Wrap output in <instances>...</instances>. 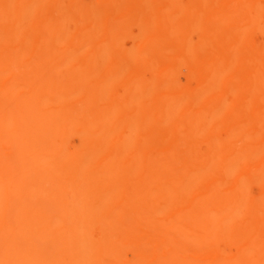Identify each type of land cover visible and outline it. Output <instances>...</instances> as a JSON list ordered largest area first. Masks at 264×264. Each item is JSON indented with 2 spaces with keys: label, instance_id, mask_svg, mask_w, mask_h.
Here are the masks:
<instances>
[{
  "label": "bare ground",
  "instance_id": "1",
  "mask_svg": "<svg viewBox=\"0 0 264 264\" xmlns=\"http://www.w3.org/2000/svg\"><path fill=\"white\" fill-rule=\"evenodd\" d=\"M167 1L68 0L66 4L63 0H12L14 11L20 5L23 7L19 11L20 22L29 27L32 22V38L29 45L25 44L27 48L22 47L20 51L18 46V55L12 54V57L17 55L16 60L21 59L18 60L20 64L23 58L31 56L29 65H22L27 69L23 70L16 61L21 68L19 71L26 72L15 74L13 68L6 70L13 83L8 94L16 91L17 95L16 102L12 103L15 99L12 94V100L7 102L9 109L16 105L14 112L13 108L8 111L13 115L17 113L9 131L16 151L14 166L16 172L18 170L14 185L18 205L14 206L11 221L8 219L10 229L6 233L9 239L10 233L16 232L33 236H29L28 241L21 238L20 243L15 241L14 247H8V264H264V217L237 224L193 220L207 208L204 202H229L222 207L234 211L243 208L252 215L264 207V113L260 117L256 115L264 111V92L256 89L264 90L261 84L264 81L257 77L256 82L253 77L258 68L253 65L264 58H256L258 63L255 64L253 59L260 52L255 56L249 46L255 43L249 42L244 44H248L247 50H252L251 53L244 56V48L236 55L229 54L232 59L233 56L244 58L237 61L235 57L225 68L221 63L220 67L217 65L216 57L209 62L206 59L207 63L205 59L204 62L200 60L201 66L192 61L188 63V58L185 61L182 55L174 62L168 58L171 64L166 63L168 60L157 63L159 54L155 46L168 40V34L173 40L178 34L177 30H170L177 31L170 34L169 29L161 26L163 23L171 26L177 13L169 18L173 21H166L168 24L157 18L167 13L166 10L172 11L165 5H171L172 0ZM188 1L193 9L187 5L186 14L196 10L197 13L193 11L191 15H203L195 16L194 22L199 29L194 24V32H201L206 23L220 28L234 17L241 18L238 12L242 9L247 12L243 18L249 25L260 26L264 22V8L263 11L255 8L260 7V4L255 5L260 0ZM178 2L180 7L185 6ZM176 4L175 8L179 7ZM63 5L68 7L70 14L57 17L54 10ZM183 8L175 10L184 12ZM181 15L178 13L175 17L177 24L188 23L191 17ZM156 19L161 21L156 23ZM20 22L15 25L23 36L24 26ZM154 23L159 25L155 34L156 28L151 27ZM233 23L234 29L239 24L237 30L243 32H250L252 27L245 23L242 29L241 22L235 21L228 24L230 30ZM261 26L256 28V31L261 28V32L254 30L250 39L264 37ZM149 27L154 32L151 33ZM210 31L213 32L211 28ZM229 32L225 31L226 34L236 31ZM236 33L233 37L229 35L230 40L239 34ZM226 34L222 39L228 37ZM218 35L216 38L221 40ZM181 36L180 32L178 37ZM125 37L140 46H132L131 52L120 51L118 45L123 47L119 43L125 42ZM183 37L182 54H189L187 57L198 61L203 50L201 46L207 43L201 45L199 41L194 47L192 41L187 45L188 39ZM176 41L179 42L177 37ZM263 42L256 44V49H262V53ZM220 44L217 42V47ZM175 49L171 50L176 53L178 49ZM20 54L26 58H19ZM245 60L249 64L253 60L254 64L246 67ZM183 65L187 73H191L189 79L183 80L189 75L184 74ZM61 69L68 76L65 85L59 81ZM216 70L221 72L215 73ZM240 75L242 82L236 81H240L238 97L242 99L238 98V103L233 105V94H228L230 98L225 93L229 87L223 86L224 91L218 90L220 92L211 97L216 86L227 82L223 83L224 78ZM173 82L176 88H180V82L181 87L182 82L185 84L180 91L174 88L176 94L183 95L175 96L177 102L169 88L170 85L175 87ZM251 93L258 97L252 99ZM184 94L197 95L199 103L193 105L188 101L191 96ZM203 95L211 98L205 97L204 101ZM227 96L232 99L228 100L233 106L228 104ZM184 103L193 106L189 109L185 106L187 110L179 113L183 107L179 105ZM227 106L231 110L228 113ZM224 114L226 117H221ZM13 115L9 114L11 120ZM237 141H241L238 142L241 148L239 145L236 148ZM200 142L208 146L206 154L199 153L197 145ZM148 209H155L165 217L140 225L139 250H136L135 213ZM9 239L8 246L12 244V238Z\"/></svg>",
  "mask_w": 264,
  "mask_h": 264
},
{
  "label": "rangeland",
  "instance_id": "2",
  "mask_svg": "<svg viewBox=\"0 0 264 264\" xmlns=\"http://www.w3.org/2000/svg\"><path fill=\"white\" fill-rule=\"evenodd\" d=\"M63 1H65V3L67 4V1L68 0H63ZM166 2H169V1H167V0H165ZM171 1V0H170ZM175 1V2H174ZM178 1H180V5H185V6H181L182 8L183 7H185V8H183V10H185L184 12H181L182 10H181V7L179 6V5H177L179 2ZM177 2H176V0H172L171 1V5L174 7V8H172V6L169 4L168 5V3H166L165 5H166V7H167V9H169V7L171 8V10L173 11V13L171 14V12L169 13L167 10H166V12L167 13H161L160 15H158L159 17H157L158 19L159 18H161L162 19V21L164 20L165 21V23H167L170 19L169 18H172L175 14L174 13H177L176 15L178 16V13H179V15H181V13H184V15H183V17L185 16V15H188L189 13H185V12H187V10H186V6L187 5H189L190 7L189 8H191V6L193 7V5L192 4H189V1L188 0H184V1H182L181 2V0H178ZM209 1V0H208ZM255 1H257V0H255ZM259 1V0H258ZM173 2L177 5V6H179L180 7V9H179V7H176V8H178L179 10H181L180 12H177L175 9V4L173 5ZM11 3H12V0H0V122H1V127H0V264H8L7 262H6V257L8 256V255H6V252L8 253L9 252V250H7V249H10V248H8V247H14L15 245V241L17 242V241H19V243H20V239L21 238H25V240L26 239H28V237L29 236H33V234H31V235H29L30 233H26V234H23V233H19V232H16V233H10V235L12 234V236H10V239L12 238V241L7 237V235L9 234V233H6V232H8L9 231V229H10V227L8 228V226H7V224H8V221L10 220L11 221V215L13 214V211H14V206H16V205H18V203H17V199H16V193H14L15 192V189H14V185H15V181H17V179H18V170H17V172H16V167L14 166V162H15V155H14V153L16 152L15 151V149H14V146H12L13 144L11 143L12 142V138L10 137V126H11V121H13V123H14V121L16 120L15 119V115L17 114L16 112H15V114L13 115V113L12 112H14V107L16 106V105H14V106H12V107H10V109L8 108V106L10 105H8V102H10L12 99H10V95L12 94V96L15 98L13 101H12V103L15 101H17L16 100V98H17V95H16V91H12V93L11 94H8V89L12 86V81L10 80L11 79V75H9L7 72H6V70L7 69H9V68H13L14 70H16L15 71V74H20V73H23L24 71V69L26 68L25 66L23 67L22 65H25V64H28L29 65V63H30V59H31V56L29 55V58L30 59H28V57H27V59H25V60H29L28 61V63L27 62H25V60H24V58H23V60H22V64H20V62H18V60H21V59H15V57L18 55L17 53L19 52V47H21L20 48V51L21 50H23V48L22 47H26V45L25 44H27L28 43V45L30 44V39L32 38L31 36V33H32V29H30L31 27H32V22H31V27H29L28 25H24V23H22V22H20V21H22L20 18H21V16L22 15H19V14H21L19 11L21 10L22 11V8L23 7H21L22 5H20V6H18L19 7V9H18V7H16L17 8V10L15 9V7H14V9H15V11L12 9L13 7H11ZM192 3V2H191ZM205 4H208L207 3V1H205L204 2ZM203 3V4H204ZM258 4H260L259 6L260 7H262V8H258L257 6L255 7V8H257V10H261V11H263V6H264V0H260L259 2H256V4L255 5H258ZM263 6H262V5ZM10 7V8H9ZM21 7V8H20ZM188 8V9H189ZM61 9V10H60ZM119 9V8H118ZM177 9V10H178ZM191 9H193V8H191ZM9 10H10V12H9ZM60 10V11H59ZM59 10L57 9H55L54 10V13H55V15L58 17V16H61V17H66V16H68V14H70V11H69V9H68V7L67 6H62V8H59ZM170 10V9H169ZM178 10V11H179ZM190 10V9H189ZM243 11H241V9H240V11L242 12H238V14L241 16V18L238 16V17H234L233 18V21L232 22H238V23H240L241 22V24H242V22H243V24L242 25H240L239 27L240 28H242V29H245V23H246V25L247 26H249V27H251L252 25L250 24H248L246 21H245V18H243V17H245V16H247L246 15V13L247 12H245V10L244 9H242ZM191 11V10H190ZM189 11V12H190ZM194 12H196L197 13V11L196 10H193ZM191 12L192 14L194 13V12ZM253 11H256V9L255 10H253ZM2 12H4V13H2ZM260 12V11H259ZM191 13H190V15H191ZM195 13V14H196ZM58 14H60V15H58ZM165 14H168V15H165ZM169 14L171 15V17L169 16ZM174 14V15H173ZM188 15L189 17H191L190 19H188L189 21H188V23H187V21L186 22H184L183 24H181L180 23V25H178L177 24V21H178V19H176L175 17H176V15L173 17V20L171 19L170 21H173V22H170V24H171V26H169V24L168 25H166V24H164L163 22H160V23H163V24H161V26H164V27H166L167 28V30H168V32H170V30H172V31H175V30H177L176 32L179 34L180 32H181V34H182V36L181 37H183V38H187L188 39V41H185V43L188 45L191 41L193 42V44H194V47L195 46H197V43L199 42V41H201V45H203L202 44V42L204 43V44H206L205 46H201V47H203V53H202V51L200 52V55H199V57H197V60L198 61H195V60H191V58L190 57H187V55H189V54H182V49H183V39L181 38V37H178V34L176 35V37H177V40H179V42L177 43V41H176V37H174V35H173V37L175 38L174 40L172 39V38H170L171 36L168 34V36H169V38H168V36H167V38H168V40H166L164 43H166V46H165V44L163 43V42H160L159 44H160V46H165L164 48L163 47H161V49L159 48L160 46H159V44L158 43H156V45L158 44V46L156 47L155 46V50L156 51H158L157 53L159 54L158 55V57H160V59L157 57V55H156V57H157V61H155V62H157V63H163L164 61H166V60H168V61H166V63L168 62V64L170 63H172V62H174V60L178 57V56H180V55H182V56H180V57H182V58H185V59H183V60H185V61H187V58H188V63L190 62V64H192L191 63V61L194 63L195 62V65H197L196 63H198V65L197 66H201L203 63L201 62V61H205L206 59L208 60V62L210 61V59L211 60H213V59H216V58H218V60L216 59V61L215 62H217L218 64V66H219V63H221V67L223 66L224 68L227 66V65H229L230 63H232V62H234L235 60V57L237 58L238 56H233V59H232V57L230 58L229 57V54H232L233 53V55L235 54L236 55V52H238V51H240L241 52V49H244V48H246V50H242V52H244V56H246L245 55V53H251V51L252 50H254L252 53H255V56H256V54H258L259 52V55H257V56H260V57H254L255 59H253V60H255V64L256 63H258L259 61H261L260 63H258L259 65H260V67H259V65L258 64H256V65H253L254 63H252V62H254L253 60H249L250 61V64H249V62H247L246 60V63H248V64H245V61L243 62L244 63V65L246 66H251V65H253L254 67L256 66V67H258L257 68V72H256V74L255 73H253L254 74V76L253 77H255V81L256 82H258V80H256V78L257 79H259L260 81L262 80V81H264V79H262V78H264L263 76H264V59L263 60H258V59H262L261 57H263L264 58V53H262V49H261V46H260V49H261V51H258V49H256V44H260L261 43V41L263 40L264 41V37L262 38L261 36H263V35H259V36H255L254 37V39L252 38V39H250V36H251V34H252V32L255 30L256 31V28L257 27H260L261 25H263L264 24V22H262V24H260V26H257L258 24H253V26L251 27V28H249V30H250V32L249 31H247L248 32V34H247V32H246V30H244V32L246 33V35H245V33L242 31V30H240V29H238L237 30V27H238V25L239 24H237L236 26L237 27H235V29H234V26H235V23H233V27H231L232 29H234V30H230V28H229V26H228V24L229 23H231L232 24V22H228V24L226 25V24H222V27H223V25H226V27H227V29L228 30H226L225 28H223L222 29V27H220V28H212V27H210V24H208V23H206L207 25L206 26H203L204 28H203V32L201 31H198V32H194L195 31V29L196 28H194V27H197L198 29H199V27H198V24H196V22H194L195 21V18L197 17V16H199L200 14L202 15V13H200V14H198L197 16L196 15ZM243 14V15H242ZM20 16V17H19ZM182 16V15H181ZM187 16V17H188ZM193 16H194V18H193ZM196 16V17H195ZM203 16V15H202ZM188 17V18H189ZM177 18H180V17H177ZM237 18V20H234V19H236ZM247 18V17H246ZM18 19V20H17ZM169 19V20H168ZM176 19V20H175ZM194 19V20H193ZM190 20H193V21H190ZM240 20H242V21H240ZM17 21H19L20 22V24L21 25H23L24 26V28H23V36L22 35H20V33H19V30H18V27L16 26L17 25ZM159 21H161V20H157L156 19V23H159ZM167 21V22H166ZM263 21V20H262ZM25 22V21H24ZM191 22V23H190ZM156 23H154L153 24V26L151 25V27H154V28H156V32H154V30H152L150 27V32L152 33V32H154V34L155 33H157V30H158V27H159V25H157ZM174 23H176L177 24V26H178V29H176L177 28V26L176 25H174ZM185 23H187V24H185ZM16 24V25H15ZM27 24H28V22H27ZM29 24H30V22H29ZM194 24H195V26H194ZM154 25H157V27L156 26H154ZM197 25V26H196ZM209 25V26H208ZM15 26V27H14ZM160 26V27H161ZM174 26H176V28L175 29H172V27H174ZM189 26V27H188ZM194 26V27H193ZM242 26V27H241ZM246 26V27H247ZM179 27H181V28H179ZM244 27V28H243ZM253 27H255V28H253ZM262 27V29L264 30V26H261ZM19 28H20V26H19ZM194 29V30H192V29ZM201 28V27H200ZM206 28V29H205ZM210 28L213 30V32H215V33H213L212 31H210ZM25 29V30H24ZM181 29H183L182 31H180ZM186 29H188V30H186ZM202 29V28H201ZM209 29V30H208ZM224 30V31H222V30ZM259 30H260V32H261V28H258ZM258 29H257V31H258ZM18 30V31H17ZM190 30H191V33L189 34V32H190ZM206 30H208V31H206ZM219 30H220V33H219ZM252 30V31H251ZM262 30V31H263ZM21 31H22V29H21ZM20 31V32H21ZM186 32L185 34H183L182 32ZM206 31V32H205ZM225 31H226V33H228V31H230L229 33H231V31L233 32V31H236V32H238L239 34L238 35H236V36H234V38L235 39H232V40H230V38L231 37H233V34L235 33V34H237L236 32H233V33H231L232 34V36H231V34H226L225 33ZM241 31V32H240ZM254 31V32H255ZM256 31V32H257ZM149 32V30H148V33H150ZM176 32L174 33V34H176ZM192 32H194V35H193V33ZM205 32V34H202V33H204ZM222 32H224L225 34H226V36H228V37H225L226 39L228 38L229 40H227V41H225V38H223L222 39V37H224V35L225 34H223V36L221 35L222 34ZM172 32H170V34H173ZM216 33H217V35L218 34H220V35H218V36H220V38L219 39H221V40H218V38H216L217 37V35H216ZM242 33H244V34H242ZM251 33V34H250ZM257 33H259V31L257 32ZM262 33H264V32H262ZM189 34V36H187ZM201 34L203 35L202 37H201ZM213 34H215V35H213ZM234 34V35H235ZM31 35V36H30ZM191 35H193V36H191ZM229 35L231 36V37H229ZM250 35V36H249ZM255 35H256V33H255ZM258 35V34H257ZM187 36V37H186ZM215 36V37H214ZM240 37V38H237V37ZM252 36H254V33H253V35ZM207 39H205V38ZM214 37V39H217L216 40V42H215V40L213 39L212 40V38ZM243 37V38H242ZM180 38H181V40H180ZM189 38H192V40L191 39H189ZM199 38H201V39H199ZM210 39V41H208L209 39ZM24 39V40H23ZM26 39H29V40H27L26 41ZM123 39H125L126 41L125 42H123V43H121V41H120V43L119 44H121L123 47L126 45V48L124 47H119V45H118V49H120V51H123V52H131L132 50H133V47L132 46H135L134 48H136V47H138V46H140L138 43H136V42H134L133 44H132V41L130 40V39H128L127 37H125V38H123ZM247 39V40H246ZM23 40V41H22ZM130 40V41H129ZM171 40H173V42L171 41ZM212 40V41H211ZM235 40V41H234ZM244 40V41H243ZM245 40H246V42H245ZM253 40V41H252ZM168 41V42H167ZM220 41V42H219ZM239 41V42H238ZM243 41V42H242ZM189 42V43H188ZM197 42V43H196ZM211 42V43H210ZM212 42H213V44H212ZM217 42H218V44L219 43H222L223 44V47H222V44H220V45H218V47H217ZM231 42V43H230ZM249 42H253V43H255V44H250L249 46H252V47H250L252 50H250L249 48H248V50H247V47H248V44H247V46H246V44H244V43H249ZM22 43H24V45H22V46H20ZM173 43V44H172ZM200 43V42H199ZM210 43V44H209ZM132 44V45H131ZM164 44V45H163ZM172 44V45H171ZM177 44H180V45H177ZM183 46H182V45ZM192 44V43H191ZM192 44V45H193ZM196 44V45H195ZM240 44V45H239ZM175 45V47H173ZM176 45H177V47H176ZM192 45H190V46H192ZM211 45V46H210ZM245 45V47H243ZM261 45H262V43H261ZM263 45H264V42H263ZM19 46V47H18ZM180 46L182 47L181 49H178V47L180 48ZM220 46V47H219ZM28 47V46H27ZM26 47V48H27ZM169 47V48H168ZM210 47V48H209ZM228 47V48H227ZM230 47V48H229ZM262 47H264V46H262ZM25 48V49H26ZM123 48V49H122ZM156 48H158V49H156ZM175 48H177L178 49V51H176V53H174V51L176 50ZM205 48L207 49V51L205 50ZM257 48H258V45H257ZM174 50V51H172V50ZM213 49V50H212ZM216 49V51L218 52V53H221V52H223V53H225L226 54V57L224 56L225 54H218L216 51H214ZM229 49V50H228ZM233 51H235V52H233ZM240 49V50H239ZM264 49V48H263ZM18 50V51H17ZM27 50V49H26ZM210 50V51H209ZM213 51L214 52H216V54H218V55H216V54H213ZM230 51H232L231 53H230ZM173 52V53H172ZM238 53V54H240V55H242V53ZM264 52V51H263ZM156 53V54H157ZM12 54L13 55H15V54H17L16 56H13L12 57ZM160 54H162L163 56V58H167V59H163L162 57H161V55ZM202 54V55H201ZM185 55V56H184ZM214 55H216V56H214ZM20 56H22L21 54L19 55V58H20ZM190 56V55H189ZM228 56V57H227ZM22 57H25V55L24 56H22ZM82 57H83V55H82ZM216 57V58H215ZM222 57H223V59H222ZM242 57V56H241ZM241 57H238L236 60L238 61V59L239 58H241ZM17 58V57H16ZM26 58V57H25ZM172 61H170L169 59ZM190 58V59H189ZM225 58V59H224ZM242 58H244V57H242ZM241 58V59H242ZM256 58H258V59H256ZM203 59V60H202ZM205 59V60H204ZM11 60H12V62H11ZM155 60V59H154ZM163 60V61H162ZM201 60V61H200ZM207 60L205 61L206 63H207ZM225 60V61H224ZM228 60H231V61H228ZM258 60V62H256ZM16 61L19 63V65H18V63H16ZM24 61V62H23ZM162 61V62H161ZM184 61V62H185ZM224 61V62H223ZM236 61V62H237ZM183 62V63H184ZM239 62H240V60H239ZM14 64V63H16L15 65H11V64ZM23 63H25V64H23ZM187 63V62H186ZM187 63V65H189ZM205 63V64H206ZM224 63H226L225 65H223ZM261 64H263V65H261ZM22 66L23 68V70L22 71H19V70H21V68L20 67H18V66ZM216 65V66H217ZM258 65V66H257ZM219 66V67H220ZM246 66V67H247ZM183 67H184V65L182 66V68L181 69H183ZM188 67V66H187ZM222 67V68H223ZM245 67V68H246ZM248 67V68H249ZM256 67H255V69H256ZM28 68V67H27ZM26 68V69H27ZM252 68V67H251ZM184 69H185V67H184ZM203 69V68H202ZM255 69H252V70H255ZM187 69H185V70H183V71H181V72H183L185 75H187V74H189L188 76H186V78L185 77H183V80H185V79H187V77H188V79H189V77H192L191 76V73H187V71H186ZM222 70V69H221ZM221 70L219 71V70H216L215 71V73L218 71V72H221ZM256 71V70H255ZM25 72H26V70H25ZM24 72V73H25ZM254 72V71H253ZM23 73V74H24ZM180 74V73H179ZM182 74V73H181ZM183 74V75H184ZM182 75V76H183ZM179 77H180V75H178ZM58 77H59V81L62 83V84H67L68 83V76H67V74H66V71L64 70V69H61L60 71H59V73H58ZM173 77H175V76H173ZM179 77H177V78H179ZM235 76H233V77H227L226 79L224 78L223 79V83H225L226 81V83L223 85L221 82H222V80L220 81V79L218 80L219 81V84H222L221 86L220 85H218V87L216 86V88L213 90V92L211 93V94H213V96H211L212 98L215 96V95H217V93L218 92H220L221 91V89H222V91H224V89L225 88H223V86L224 87H226V88H228L229 87V90L228 89H226L225 91V93H227V95L228 94H230L231 96H232V94H233V97H232V99L233 100H235V102H233V103H231V101H232V99H230L231 98V96H227L228 98H227V100L228 99H230V100H228L227 102H228V104L229 103H231V105L233 104V105H235V103H236V101H237V103H238V98H240V97H238V96H240V88L239 87H237V86H239L240 85V81L242 80V78H241V75L240 76H237V78L235 77ZM239 77V78H238ZM261 79H260V78ZM177 78L174 80L173 78H171L173 81H176L177 80ZM229 78V79H228ZM228 79V80H227ZM225 80V81H224ZM230 80H232V82H230ZM236 80H240V81H236ZM252 80H253V78H252ZM178 81V80H177ZM176 81V82H177ZM233 81L236 83V85H235V83H233ZM254 81V80H253ZM254 81V82H255ZM261 81V82H262ZM179 82V81H178ZM237 82H239L238 84H237ZM242 82V81H241ZM255 82V83H256ZM171 83H172V81H171ZM184 83H185V81H184ZM230 83V84H229ZM232 83V84H231ZM173 84H174V86L175 87H173L172 85H170L169 86V88H172V93H173V95H174V97H173V99H174V101L175 102H177V98H179V97H182L181 95L179 96L178 95V93L176 94V92L177 91H175L174 90V88H176V84L173 82ZM259 84H260V82H259ZM261 84H264V82H262ZM180 85H181V82H180ZM180 85H178L180 88H176V90H178L179 89V91L180 90H182V87H183V85H185V84H183V82H182V87L180 86ZM226 85V86H225ZM220 86V87H219ZM262 86V85H261ZM13 87V86H12ZM231 87H233V88H235V90L236 91H234L235 93L237 92V90H238V92L236 93V98H237V100L235 99V96H234V92H232V90H233V88H232V90H230L231 89ZM260 87V86H259ZM262 87H264V85L262 86ZM219 88V89H218ZM14 89V88H13ZM257 90H258V92H264V90H262L261 88H256ZM253 90V92L255 91V92H257V90ZM264 89V88H263ZM218 90H220V91H218ZM260 90V91H259ZM178 91V92H179ZM218 91V92H217ZM229 91H231L230 93H229ZM118 92H119V94H121L122 93V90L121 89H119L118 90ZM254 92V93H255ZM257 92V93H258ZM261 92V93H262ZM10 93V92H9ZM216 93V94H215ZM253 93V94H254ZM252 94V93H251ZM250 94V95H251ZM253 94H252V99H254V97L255 98H257L258 97V94L255 96V94H254V96H253ZM263 94V93H262ZM8 95V96H7ZM176 95H178L177 96V98L175 97ZM185 95V94H184ZM208 95H210V93L209 94H207V96ZM189 97L190 98V96H191V98H190V100H188V101H190V103H191V101H192V104L193 105H196V104H194L195 102H198L199 103V98L198 97H195V96H197V95H185V97ZM192 96L194 97V98H192ZM199 96V95H198ZM201 97H202V95H200ZM199 96V97H200ZM248 97H249V99L251 98V96H249V95H247ZM246 96V98H248ZM261 96H263V95H261ZM203 97L205 98L206 97V95H203ZM211 97H206L207 99L208 98H211ZM259 97H260V93H259ZM264 97V96H263ZM263 97H260V98H263ZM12 98V97H11ZM184 98V97H183ZM196 98H198V99H196ZM206 98H205V100L204 101H206ZM186 99H188V98H186ZM240 99H242V98H240ZM264 99V98H263ZM262 99V101H264ZM180 100V99H179ZM182 100V99H181ZM184 100V99H183ZM202 100H203V98H202ZM8 101V102H7ZM187 101V100H186ZM203 101V102H204ZM182 102V101H181ZM184 102V101H183ZM11 103V104H12ZM190 103H184V105H179V106H183L182 108H180V109H182V112H181V110H180V112L179 113H183V111H185L184 109H186L187 107H188V109H189V107L191 106H193V105H189ZM201 103V102H200ZM261 104H262V102H260ZM177 104V103H176ZM182 104V103H181ZM231 105H230V107H231ZM232 105V106H233ZM264 104H262V106H263ZM177 106V105H176ZM185 106H187L186 108H185ZM229 106V105H228ZM227 106V108H225V111L228 113L229 111H231L230 109H229V107ZM178 107V106H177ZM13 108V110H12V112H10L9 113V111H8V109L11 111V109ZM258 108H260L259 106H258ZM187 110V109H186ZM261 110H263V109H259V111H261ZM17 111V110H16ZM178 111H179V107H178ZM224 113V112H223ZM226 113V115H229V114H227ZM231 113V112H230ZM264 113V111H261V112H258L256 115H258L259 117L261 116V114H263ZM9 114H12L13 115V120H11V116L9 117ZM251 114H252V112H251ZM226 115L224 114L223 116H221V117H226ZM249 115H250V113H249ZM15 119V120H14ZM13 123H12V125H13ZM263 134V133H262ZM259 137H261V135H259ZM258 138V137H257ZM239 141H237L236 142V148H238V145H239V143L241 142H239ZM238 143V144H237ZM241 145L243 146L244 144H243V141H242V143H241ZM239 148H241V146L239 145ZM197 149H198V151H199V153H201V154H206L207 152H208V146L205 144V143H199L198 145H197ZM242 164V163H241ZM243 165V164H242ZM13 183V184H12ZM12 184V185H11ZM10 186H12V189H11V187ZM229 202H204V203H202V204H207L208 206H207V208H205V209H203L200 213H198L199 215H198V217H196L195 219H193V220H214V221H221V222H226V223H229V224H237V223H244V222H251V221H253V219H255V218H263L264 217V207H262L261 209H259L258 211H257V213L255 214V215H252V213H250L248 210H246V209H243V208H240V209H238V210H236V211H234V209H227L226 207H222V205L223 206H225L226 204H228ZM157 214V215H156ZM156 215V216H155ZM164 215H161V214H159V213H157L156 212V210L155 209H148L147 211H143V212H140V211H136V213H135V221H136V229H135V236H136V250H139V233H140V230H139V227H140V225H143V224H145L148 220H150V219H153V218H155L156 220H162V219H164ZM9 219V220H8ZM9 221V222H10ZM15 221V220H14ZM16 224V223H15ZM10 225V224H9ZM14 225V224H13ZM15 235H16V237H15ZM27 236V237H26ZM19 237V238H18ZM34 238V237H33ZM8 239H9V241H11L12 242V244H11V242H9L11 245L10 246H8ZM15 239H17V240H15ZM29 239H31L30 237H29ZM26 241H28V240H26ZM33 242H36V241H33ZM18 243V242H17ZM36 244V243H35ZM37 245V244H36ZM34 251H32V253H33ZM35 252H37L36 250H35ZM34 252V253H35ZM32 253H31V255H32ZM33 255H35V254H33ZM37 255V254H36ZM10 264V263H9ZM16 264V263H15Z\"/></svg>",
  "mask_w": 264,
  "mask_h": 264
}]
</instances>
